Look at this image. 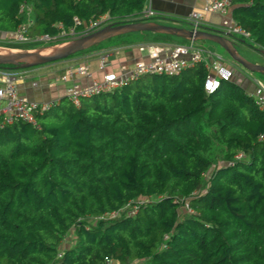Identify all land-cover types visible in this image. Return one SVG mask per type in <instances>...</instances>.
<instances>
[{"label":"trees","instance_id":"trees-1","mask_svg":"<svg viewBox=\"0 0 264 264\" xmlns=\"http://www.w3.org/2000/svg\"><path fill=\"white\" fill-rule=\"evenodd\" d=\"M145 1L0 0V33L30 20V37L60 42L75 16L108 15L98 28L155 19L141 18ZM231 3L249 33L236 40L264 55V0ZM153 36L165 37L93 46ZM208 75L203 62L144 75L78 106L61 97L35 125L1 127L0 264H264V112L230 81L206 93Z\"/></svg>","mask_w":264,"mask_h":264},{"label":"built area","instance_id":"built-area-1","mask_svg":"<svg viewBox=\"0 0 264 264\" xmlns=\"http://www.w3.org/2000/svg\"><path fill=\"white\" fill-rule=\"evenodd\" d=\"M201 11H193L189 14L187 21L193 28L203 25L205 13H218L228 17L231 24L226 28V32L238 35L244 39L249 37V33L236 25L231 17L232 3L231 0H203ZM29 11V10H28ZM27 11V12H28ZM153 12L148 8L143 11L142 16L146 19L153 17ZM141 16V17H142ZM136 20V19H129ZM108 21V15H102L97 19L90 20L88 23L82 22L78 17H73V25L67 30L59 34L68 36L69 39L77 36V27L83 26L84 31L89 33L96 30L101 24ZM31 26V21L18 28L15 33L1 34L0 41L6 40L11 36L15 43H45L52 41L47 35L30 37L27 34V28ZM85 33V34H87ZM139 50L145 54L147 61L139 60L130 70H121L120 73H107L103 80L94 81L85 87H81L74 82L65 89L66 97L71 103L78 106L80 97H89L102 92H109L127 83L137 80L144 75H164L173 76L179 74L184 69L191 67L199 62H203L209 75L203 83V89L210 94L215 92L223 81H230L231 72L225 67L223 57L204 51L194 42L187 43H158V42H142L138 45ZM72 75L84 76L91 78V73L84 65L69 67L65 75L61 77L65 81ZM23 78V73L13 72L0 68V128L5 125H11L16 121H24L35 125V114L48 110L57 100L48 102L30 101L20 95L17 88V82ZM257 90L255 93V104L260 111L264 112V83L256 80ZM31 86H37V82H31ZM259 140H264V134H261ZM105 264H115L111 259L105 258Z\"/></svg>","mask_w":264,"mask_h":264},{"label":"crops","instance_id":"crops-1","mask_svg":"<svg viewBox=\"0 0 264 264\" xmlns=\"http://www.w3.org/2000/svg\"><path fill=\"white\" fill-rule=\"evenodd\" d=\"M203 4V0H146L144 11L150 8L154 14L153 17H155L153 20L157 22L189 28L191 27L187 21L189 14L193 11H201ZM230 24L231 21L228 17L222 16L218 13L208 12L204 14L202 27L225 31ZM4 33H0V37L1 34L4 35ZM164 38L168 41L170 40V42L174 39L170 36H165ZM120 42H115L112 46L109 44L102 46L103 48L106 46L107 49L85 50L78 53L74 57L51 63V65L48 66L29 68L21 71L23 73V78L19 79L17 82L19 94L28 100L35 102L58 100L61 97L66 96L65 89L71 86L74 82L78 83L81 87H85L89 85L92 80H103L104 75L107 73L117 74L120 73L121 70L132 69L135 63L139 60L147 61L145 54L138 48L140 43L146 41L135 39L127 40L128 43L124 44H120ZM240 48L244 47H242V45L241 47L236 46L237 52L240 56L256 65L264 66V62L261 61L260 57H258L260 54L256 55L257 53L255 54L247 48ZM3 49L7 50L6 48ZM206 51L220 55L217 52H211L209 50ZM78 65L86 66L88 71L91 73V78L72 75L65 81L61 79L69 67H75ZM254 73L257 72H249L246 74L234 68L230 82L238 85L246 94L254 97L257 90L256 80L264 83V74L258 73L263 79L261 80L254 77L252 75ZM34 81L37 82V86L32 87L31 82Z\"/></svg>","mask_w":264,"mask_h":264},{"label":"water","instance_id":"water-1","mask_svg":"<svg viewBox=\"0 0 264 264\" xmlns=\"http://www.w3.org/2000/svg\"><path fill=\"white\" fill-rule=\"evenodd\" d=\"M133 29H140L141 31L151 33H162L165 36L189 42L197 40L214 41L220 45L228 57L236 64L242 66L249 72L264 74V66L256 65L238 54L236 46H241L243 40L234 41V37L229 32L202 26L198 28H187L160 23L155 20H126L123 23H110L71 40L56 42L54 45L48 46L53 48L46 51L48 52L46 54H41L39 51L22 53L8 52L0 55V66H12L14 69L20 70L58 62L89 49L106 36Z\"/></svg>","mask_w":264,"mask_h":264},{"label":"rangeland","instance_id":"rangeland-1","mask_svg":"<svg viewBox=\"0 0 264 264\" xmlns=\"http://www.w3.org/2000/svg\"><path fill=\"white\" fill-rule=\"evenodd\" d=\"M145 6H146V1L144 2V8H145ZM141 18H144L143 16L141 17ZM146 19V18H145ZM126 20H129V19H126ZM126 20H124V21H122V22H120V23H123V22H125ZM107 25V24H106ZM235 35V34H234ZM66 37H68V36H66ZM77 37V36H76ZM73 39V38H72ZM236 39H240L239 37H237L236 35L234 36V41H236ZM68 40H71V39H63L62 41H68ZM141 41H146V42H169V43H172V42H175V41H172V42H170V40L168 41V40H166L164 37H145V38H142V39H140ZM6 41H8V42H13V39H12V37L11 36H8L7 38H6ZM54 43H56L55 41H49V42H45V43H37L36 45H30L29 47H28V49L27 50H23V49H21V48H14L13 47V45H5V46H1L0 45V52H15V53H22V52H37V51H42V52H46V51H48V50H46V49H49V48H51L52 49V47H48V46H50V45H54ZM112 44H109L110 46H112L113 44H115L114 42H111ZM124 43H128L127 41H125V42H120V44H124ZM177 43V42H176ZM195 44L198 46H201L200 48H203L204 49V51H206V50H209V51H211V52H217V53H219L222 57H223V62H224V65H225V67L231 72V74L233 73V71H234V68L236 69V70H240L241 72H243V73H249V71H247L246 69H244L242 66H240V65H236V63L234 62V61H232L229 57H228V55L226 54V52L219 46V45H217L216 43L214 44V43H211L210 41H208V40H197V41H195ZM210 44H211V46H210ZM212 44H214V45H212ZM105 45V44H104ZM108 45V44H107ZM103 45H96V46H92V47H90L89 49H87L88 51L89 50H99V49H107V47L105 46V48H103L102 47ZM110 46H108V47H110ZM198 46V47H199ZM213 46V47H212ZM1 47H3V48H6L7 50H5V49H3V48H1ZM48 47V48H47ZM241 47V46H240ZM242 47H244V46H242ZM246 47H244V48H240V49H245ZM110 49V48H109ZM248 49V48H247ZM246 49V50H247ZM46 50V51H45ZM83 52V51H82ZM255 54H256V52H255ZM259 53H257L256 55H258ZM258 57H260L261 58V61H263L264 62V55H262V54H260V55H258ZM48 65H51V63L50 64H46V65H43V66H37V67H34V68H39V67H44V66H48ZM254 77H256V78H259V79H261V80H263L260 76V74H258V73H254V74H252ZM232 77V76H231ZM71 239H72V235L70 234V235H68L67 237H66V239H65V241H64V243H63V247H68L70 244H71ZM133 264H135V263H133Z\"/></svg>","mask_w":264,"mask_h":264},{"label":"bare ground","instance_id":"bare-ground-1","mask_svg":"<svg viewBox=\"0 0 264 264\" xmlns=\"http://www.w3.org/2000/svg\"><path fill=\"white\" fill-rule=\"evenodd\" d=\"M130 32H144V31H141L140 29H133V30H128V31H124V32H118V33H116V34H113V35H109V36H106V37H104V38H102L101 39V41H99V42H102V41H104V40H107V39H109V38H111V37H113V36H117V35H120V34H124V33H130ZM158 34H162V33H158ZM99 42H97V43H99ZM212 42H214V41H212ZM214 43H216V42H214ZM217 44V43H216ZM217 45H219V44H217ZM220 46V45H219ZM48 48V47H47ZM53 48V47H52ZM46 50H51V48H49V49H46ZM45 50V51H46ZM41 54H46V53H48V52H42V51H39ZM5 53H8V52H0V55H2V54H5Z\"/></svg>","mask_w":264,"mask_h":264}]
</instances>
